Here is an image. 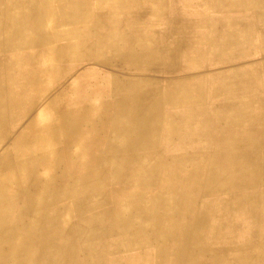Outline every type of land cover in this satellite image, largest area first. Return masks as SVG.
Here are the masks:
<instances>
[{
    "label": "crops",
    "instance_id": "crops-1",
    "mask_svg": "<svg viewBox=\"0 0 264 264\" xmlns=\"http://www.w3.org/2000/svg\"><path fill=\"white\" fill-rule=\"evenodd\" d=\"M45 1L37 0L42 10L49 7ZM52 4L64 9L76 6L84 15L83 19L75 17L71 21L70 18V23L64 21L67 24L65 28L62 27L65 62L59 67H48L47 71L48 76L54 77L51 82L47 81L48 85L54 88L53 92L63 93L61 98H57V95L52 98L54 105L59 106L60 103L63 111H39L40 114L37 112L33 116L38 123L48 120L52 121L51 126L54 124L53 129L50 127V132L54 136L58 135L56 138H59V145L53 150L62 153L59 157H64L61 165L64 177L59 178L55 175L49 180L47 193L48 197L53 199V207L41 211L39 216L43 221L28 223L17 228V236L0 238V264H143L147 263L144 260L152 257L159 261V257L154 256L153 251L157 254L159 248L167 243L157 237L165 230L168 215V212L162 208L167 195L160 193L159 190V185L166 182H162L160 164H162V156L167 157L172 153L180 155L184 149L165 151L158 145L136 146L132 144V140H128L126 146L114 147L111 140L114 136L115 121L118 120V123L120 121L125 135H129L131 133L129 131L133 128L137 130L138 137L142 140L146 136L145 131L152 129L151 116L146 107L153 105L155 101L160 100L161 106L155 116L160 117L161 120L167 115L182 117L179 116L182 111L190 113L192 110L197 116V121L194 123L197 126L199 119L204 117L203 111L208 106L212 104L213 108L217 102H229L222 97H214L215 99L208 97L202 103L196 101L197 103L172 104L162 95H149V88L153 82L156 88L159 87L155 92L161 94L176 81L190 80L192 83L188 86L204 87L209 84V88L213 89L215 81L212 79L219 73L229 70L231 76L238 74L239 70L242 71L238 63L242 62V58L246 60L247 56H240L239 53L234 52L235 63L231 60L224 64L216 63L217 48L214 38L221 31L232 32L240 30L239 28H243L249 22L256 23L258 14L264 11V3H250L247 0H58ZM153 12H158L156 15H159V18L153 17ZM153 23L156 25L155 28H158L156 31L159 34L166 27L163 33L165 47L151 48ZM56 24H61V21ZM216 26H219L221 31L215 32ZM68 28L77 31L69 33L66 31ZM232 33L237 35V32ZM80 44L91 45V51L85 52L79 46L73 47ZM81 51L86 54H82ZM58 74H63L64 82L58 81ZM58 85L61 87L59 88ZM94 92L98 94L91 95ZM126 96L130 97V100H125ZM130 120L134 122H129ZM75 121L80 122L79 127H72L78 126L75 125ZM65 122L68 127L61 129V123ZM182 123L189 125L188 122ZM214 124L213 122V126ZM163 127H159L157 134L165 135L167 127L166 125ZM42 132L39 134H44ZM77 148L86 149V162L83 165L73 166L66 158L67 154L72 155ZM127 168L128 170L125 171L124 169ZM153 168L155 173L151 175L150 171ZM76 184L77 186L74 187ZM95 200L98 201L97 204H93L92 201ZM89 230L98 234L96 239H87L86 234ZM43 237V242L35 243ZM39 244L43 246H38Z\"/></svg>",
    "mask_w": 264,
    "mask_h": 264
},
{
    "label": "bare ground",
    "instance_id": "bare-ground-1",
    "mask_svg": "<svg viewBox=\"0 0 264 264\" xmlns=\"http://www.w3.org/2000/svg\"><path fill=\"white\" fill-rule=\"evenodd\" d=\"M55 1L58 0H46L45 3H48L49 7H45L43 10L40 7H24V10H26H23L20 13V19L16 20L11 17L13 8L5 5V2L3 4V0H0V238L3 236L10 237L11 235L13 237L17 236V228H21L28 223L41 222L42 219L39 216L41 211L53 207V199L49 198L47 193L49 180L55 175H58L59 178L64 177L63 168L61 169L64 157L62 156V159L59 157V152L53 150L59 145V138H56L58 135L55 134L56 136H54L50 132V127L54 124L51 126L50 122L52 121L48 120L40 121L41 124H39L33 116L39 111H63L60 103L59 106H55L54 101H52L54 95L61 98L63 93L55 94L53 92L54 88L48 85V82H51L54 77L48 76L47 71L48 67H59L65 62L63 56V50L65 49L63 43L64 29L62 27L65 28L66 23H70V18L71 21L75 17L79 19L82 17L83 19L84 15L79 11V8L73 5V7L67 9L56 7L52 4ZM247 2L264 3V0H247ZM156 14L158 12H153V17L159 18V15ZM256 19V23L251 25L255 30L254 34L251 32L250 27L246 25L239 28L240 30L232 31L237 32V35L228 30L217 33V37L214 38L217 48L216 63L224 64L228 63L229 60L235 63L233 60L235 57L234 52L239 53L240 56H254L255 53H259V58L250 62L243 60L241 57L242 62L238 63V66L248 69L247 72L232 74V76L228 73L229 70L224 71L222 74L219 73L217 77L212 79L215 81L213 89H210L209 84L206 85V83L204 87L202 85L195 87L194 85L188 86L192 81L181 80L176 81L173 86L164 89L165 92L159 94V92H155L159 87L156 88L154 83L151 82L149 95H162L167 98L168 103L172 104L181 102L197 103L196 101L202 103L208 97L228 99L229 102H221L213 108L212 104L210 107L208 106L203 111L204 117L199 119L198 126L194 124L197 121V116L192 113V110L190 113L182 111L179 115L182 117L163 115L165 119L162 120L160 117H156L155 115L161 106L160 100L146 107L151 116L150 126L152 129L145 131L146 136L142 140L138 137L137 130L135 131L133 128L129 131L131 132L129 135H125L124 127L120 121L119 123L118 120L115 121L114 136L111 140L114 147L126 146L128 140H132V144L136 146L140 144L158 145L165 151L166 149L169 151L172 149H181L179 151H182L184 149L180 155L172 153L168 154L167 157L166 155L162 156V164H160L162 173L160 174L162 182H166L159 185V190L160 193L167 195V200L164 201L162 208L168 212V215L165 230L161 231L157 238H161L167 243L159 248L157 254L153 251V255L158 256L159 261L152 257L144 260L147 263L143 264H264V149H262L264 147V11H260ZM58 21H61V24L57 25L56 22ZM64 21L69 22L64 23ZM155 26L153 23L151 48L165 47V34L163 33L166 27L163 31L160 30L161 34H159L156 31L158 28H155ZM218 29L219 27L216 26L215 32H219ZM66 31L75 33L77 29L68 28ZM28 32L30 34L26 40L22 36H26L25 34ZM77 46L84 49L85 52L91 51V45L89 44L73 45V47ZM81 53L86 54L82 51ZM147 54L149 55V53ZM77 58H79L78 55ZM72 60L74 59L72 58ZM256 65H259L260 68L258 69ZM62 75H57L59 77L58 81L64 82V76ZM127 76L125 75V77ZM55 81H57L56 77ZM227 81H230V83H227ZM93 89L97 90V88ZM97 94V92L91 93V95ZM248 104L252 107L247 111ZM261 109L262 112L259 113ZM129 122L134 121L130 120ZM182 122H188L189 125ZM213 122L215 123L214 128ZM79 124L80 122H76L75 125L78 126L73 125L72 127H79ZM37 125L39 126L37 127ZM165 125L167 127L165 135L157 134L159 127ZM217 126L220 131L219 135H217ZM67 127V122L60 125L61 129ZM39 132L44 134H39ZM216 145H221L225 153L216 154L212 152L213 149H209L214 148ZM54 152L56 155H54ZM70 154H67L68 156L65 158L73 166L83 165L86 162V149L77 148L72 155ZM150 172L153 175L155 173L154 168ZM218 190H227V194L232 192L237 193L239 196L244 193L250 197L252 196L253 199L242 204L236 202L235 209L238 211L232 217L225 214L218 216L216 212H219L218 210L221 207L220 201H218L219 203L206 204L203 207L200 206L199 201L201 193L215 194ZM25 193L28 194L25 195ZM120 195L122 197V194ZM92 202L97 204L98 201ZM244 208L247 209L244 211L250 213L252 220H247V216L241 211ZM117 211L119 210L117 209ZM127 212L129 211L127 210ZM119 220L121 221V219ZM247 226L261 230V232L246 234ZM120 228L122 227L120 226ZM208 232L210 233L209 236L207 235ZM97 235L96 232L91 230L86 234L89 240L96 239ZM210 236L211 240H209Z\"/></svg>",
    "mask_w": 264,
    "mask_h": 264
},
{
    "label": "rangeland",
    "instance_id": "rangeland-1",
    "mask_svg": "<svg viewBox=\"0 0 264 264\" xmlns=\"http://www.w3.org/2000/svg\"><path fill=\"white\" fill-rule=\"evenodd\" d=\"M4 2H5V5H9V6H11L12 8H13V13L11 14V17L14 19H20V13L21 12H23V10H24V7H29V8H31V7H38L39 8V6H38V2H37V0H3V4H4ZM17 2V3H16ZM26 3H28V4H26ZM36 3H37V5H36ZM17 4V5H16ZM21 4V5H20ZM24 5V6H23ZM25 5H27V6H25ZM16 9V10H15ZM26 10V9H25ZM24 10V11H25ZM28 19V18H27ZM251 25H254V23H251V22H249V23H247V26H249L250 27V30H251V32L254 34L255 33V30L251 27ZM219 27V26H218ZM217 31H221V30H217ZM222 33L224 32V31H221ZM29 32L28 33H26L25 35L26 36H22L23 38H25L26 40H27V38H28V36H29ZM241 36H244V35H241ZM252 56V57H251ZM259 53H255L254 54V56L253 55H249V56H247L246 57V60L248 61V62H250L251 60H256V59H258L259 58ZM256 67H258V69L260 68L259 67V65H256ZM240 68H242V67H240ZM240 72H238L239 74H242V72L243 73H245V72H247L248 71V69L246 70V69H243L242 68V71L241 70H239ZM221 76V75H220ZM130 100V97H125V100ZM219 103H221V102H217L216 104H219ZM252 107V105H249L248 104V108H247V111L249 110V108H251ZM264 111V110H263ZM262 112V109L260 110V112L259 113H261ZM263 123H264V121H263ZM219 125V124H218ZM221 126V125H220ZM213 128H214V126H213ZM217 135H219L220 134V131H219V127L217 126ZM209 149H213V153H216V154H218V153H221V154H223V153H225L224 152V149H222V146L221 145H216L214 148L212 147V148H209ZM263 149H264V147H263ZM215 151V152H214ZM212 153V154H213ZM62 153L61 152H59V155H61ZM220 154V155H221ZM125 171H127L128 170V168L127 169H124ZM181 170V169H180ZM28 193H25V195H27ZM216 197V198H215ZM200 198L201 199H199V201H200V206L201 207H203V206H206V204L208 205V204H210V203H215V202H218V201H220V204H221V207L219 208V212H216V215H218V216H221V215H223V214H225V215H229L230 217H232V215H234V214H236V212L238 211L237 209H235V206H236V202L237 203H246L248 200H250V199H253V197L251 196H248V195H246V194H244V193H242V195H238L237 193H232V192H230L229 194H227V190H224V191H222V190H218V191H216V193L214 194H212V193H201V195H200ZM209 201H211V202H209ZM219 203V202H218ZM244 210H247V209H242L241 211H243L244 212V214L247 216V220H252V217H251V215H250V213H247L246 211H244ZM240 211V212H241ZM242 213V212H241ZM248 228V230H246L247 231V233H246V231H245V233L246 234H251V233H253V232H256L257 234L258 233H260L261 232V230H258V229H256V228H251L250 226H247ZM201 231H204V230H201ZM207 235L209 236L210 235V233L208 232L207 233ZM28 239H30L31 237H30V233L28 232ZM209 240H211V236H210V238H209ZM44 241V237L43 238H41L40 240H36L35 241V243L37 244V243H39V242H43ZM213 241V240H212ZM219 245V244H218ZM38 246H43V244H39ZM217 246V245H216Z\"/></svg>",
    "mask_w": 264,
    "mask_h": 264
}]
</instances>
